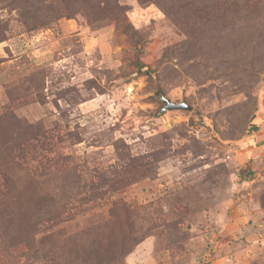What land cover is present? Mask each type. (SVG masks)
Listing matches in <instances>:
<instances>
[{
	"label": "rangeland",
	"instance_id": "374dc122",
	"mask_svg": "<svg viewBox=\"0 0 264 264\" xmlns=\"http://www.w3.org/2000/svg\"><path fill=\"white\" fill-rule=\"evenodd\" d=\"M3 182L0 264H264V0H0Z\"/></svg>",
	"mask_w": 264,
	"mask_h": 264
},
{
	"label": "trees",
	"instance_id": "16d2710c",
	"mask_svg": "<svg viewBox=\"0 0 264 264\" xmlns=\"http://www.w3.org/2000/svg\"><path fill=\"white\" fill-rule=\"evenodd\" d=\"M27 10H32V9L28 8ZM38 25H40V24H38ZM38 25L36 26V25L33 24L32 26H27V28L29 30H33V29H36V28H39V27H42L43 26V25L42 26H38ZM135 65H136L137 71L139 73H145V74L150 75L151 71L149 70L148 66L144 65L143 63L139 62L138 60H136ZM252 128L253 129H256V126H253ZM6 187L7 186H6V184L4 182L1 183V190H0V192L2 193V191L6 190Z\"/></svg>",
	"mask_w": 264,
	"mask_h": 264
},
{
	"label": "water",
	"instance_id": "95a60500",
	"mask_svg": "<svg viewBox=\"0 0 264 264\" xmlns=\"http://www.w3.org/2000/svg\"><path fill=\"white\" fill-rule=\"evenodd\" d=\"M160 99H161V101L165 102V105L162 108V111L172 110V109H188L189 108V106L184 102L174 103V102L169 101L164 96H161Z\"/></svg>",
	"mask_w": 264,
	"mask_h": 264
},
{
	"label": "crops",
	"instance_id": "0c3cea01",
	"mask_svg": "<svg viewBox=\"0 0 264 264\" xmlns=\"http://www.w3.org/2000/svg\"><path fill=\"white\" fill-rule=\"evenodd\" d=\"M226 257H227V255H222V256L218 257L217 259H215L214 261H212L211 264H225ZM233 264H238V263L234 262Z\"/></svg>",
	"mask_w": 264,
	"mask_h": 264
}]
</instances>
